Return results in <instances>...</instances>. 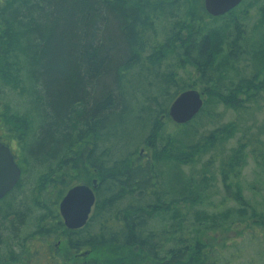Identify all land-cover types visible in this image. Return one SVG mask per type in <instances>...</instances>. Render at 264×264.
<instances>
[{"label": "trees", "instance_id": "trees-1", "mask_svg": "<svg viewBox=\"0 0 264 264\" xmlns=\"http://www.w3.org/2000/svg\"><path fill=\"white\" fill-rule=\"evenodd\" d=\"M244 4L213 17L198 0H0V141L23 162L4 199L20 200L25 231L47 233L64 192L95 178L68 246L98 264H223L229 232L264 241V210L240 183L248 158L264 165V121L241 122L264 102V16L247 31ZM193 73L203 106L178 125L167 110Z\"/></svg>", "mask_w": 264, "mask_h": 264}, {"label": "rangeland", "instance_id": "rangeland-1", "mask_svg": "<svg viewBox=\"0 0 264 264\" xmlns=\"http://www.w3.org/2000/svg\"><path fill=\"white\" fill-rule=\"evenodd\" d=\"M260 0H257V2H259ZM199 4L201 5V8L204 10L203 7V0H198ZM262 3V2H260ZM251 4H255V0H245V4L243 6H241L240 9L243 8V10H245L246 14H245V20H241V22H243L244 27L246 28L247 31L252 30L253 28H255L256 26L259 25V21L260 19L264 16V12L261 11L259 8V6L257 5H253L251 6ZM258 7V9H257ZM195 9V8H193ZM205 11V10H204ZM259 18V19H258ZM258 19V20H257ZM243 27V28H244ZM264 28V27H263ZM174 59L171 56V54H167L165 55V59H164V63H173ZM188 69L187 67H184L183 69H181L180 71H178V78L180 79H188ZM247 72L243 73V75L247 76ZM190 81H189V86L191 88L197 89L198 91L202 92L200 90L201 85L195 82V75L190 74ZM236 79H238V77H236ZM189 87V88H190ZM204 99H205V95ZM259 109H253V114H246L244 115L243 119L241 120L242 123H244L245 125H249V124H254L256 125H260L263 123L264 121V102H261L259 104ZM223 108L221 106H218L216 108V112H223L222 110ZM234 117V114L231 113L229 110L227 112H225V114L223 116H221L220 122H215L214 126L223 124L228 122L230 119H232ZM204 128L205 131H208V127H200L198 129V131H201ZM210 129V128H209ZM168 130H173V129H168ZM240 134L237 133L235 135V137L230 138L228 140V142L225 145V151L223 153L224 156H226L228 154V150L235 145L237 139L239 138ZM19 147L13 143L12 144V150L17 154V153H21L22 152L18 149ZM140 148V147H139ZM140 155L141 154H147V152H149V149L147 147H141L140 148ZM22 158V155H21ZM206 159V157L203 158V160ZM248 163L246 165V167H244V169L242 170V174L240 176V183L241 185L244 187L243 189V196L248 200L251 201L252 205L257 206L258 209H262L264 210V159H263V163L261 165H263L261 168L257 167L254 165V163L252 162L251 159H247ZM217 164V163H216ZM215 164V165H216ZM214 165V166H215ZM213 172L215 174V176L217 177V172H216V166L213 169ZM30 175V173H29ZM27 176L24 178V181H27V184L31 183L32 177ZM95 179V178H93ZM92 179V180H93ZM90 179V181H92ZM90 183V182H89ZM221 194H223L222 190H219L218 193H216V197L213 196L214 199V203H218V199L221 198ZM216 198V199H215ZM232 204H228V206H230ZM244 228V227H243ZM240 230V229H238ZM243 233L242 235L238 236L236 235V233L234 231L229 232L227 234V238H236L234 240V245L233 247L229 248L228 250L225 251L224 254V262L223 264H225V260H229L228 264H264V241H263V236L260 233V231L258 232V230H253L250 228H245L242 229ZM82 259H90L92 258V256L88 255V256H81L79 257V260ZM98 261H99V255H98ZM129 264H150L148 262H144V263H129Z\"/></svg>", "mask_w": 264, "mask_h": 264}, {"label": "flooded vegetation", "instance_id": "flooded-vegetation-1", "mask_svg": "<svg viewBox=\"0 0 264 264\" xmlns=\"http://www.w3.org/2000/svg\"><path fill=\"white\" fill-rule=\"evenodd\" d=\"M10 149L22 177V154L20 152L16 154L12 147ZM3 201L8 204L2 203ZM19 201L17 198L0 199V264H98L96 251L92 252V258L79 260L81 256L90 255L89 249L75 250L68 246L69 232L74 230H68L63 223L58 211L60 200L56 205L57 218L45 234L25 231L31 229L33 224L30 221L25 223L26 215L24 218L21 217ZM21 229L24 231H20Z\"/></svg>", "mask_w": 264, "mask_h": 264}, {"label": "water", "instance_id": "water-1", "mask_svg": "<svg viewBox=\"0 0 264 264\" xmlns=\"http://www.w3.org/2000/svg\"><path fill=\"white\" fill-rule=\"evenodd\" d=\"M243 0H203L205 12L219 17L238 6ZM203 92L194 88L181 91L170 103L167 117L175 124L182 125L191 121L203 106ZM20 168L14 161L8 145L0 141V199L6 195L19 181ZM97 179L88 184H76L70 187L58 204V211L68 230L83 227L95 204V188Z\"/></svg>", "mask_w": 264, "mask_h": 264}]
</instances>
